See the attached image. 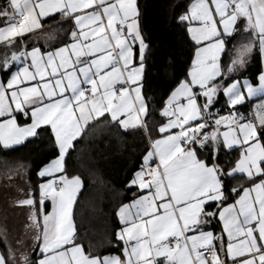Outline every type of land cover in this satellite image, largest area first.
I'll return each mask as SVG.
<instances>
[{
  "label": "snow or ice",
  "instance_id": "obj_1",
  "mask_svg": "<svg viewBox=\"0 0 264 264\" xmlns=\"http://www.w3.org/2000/svg\"><path fill=\"white\" fill-rule=\"evenodd\" d=\"M173 11L188 59L150 122L139 0H0V153L42 136L52 146L15 202L30 211L31 243L0 264H264V0ZM99 125L146 141L103 248L74 220L85 181L71 167Z\"/></svg>",
  "mask_w": 264,
  "mask_h": 264
},
{
  "label": "trees",
  "instance_id": "obj_2",
  "mask_svg": "<svg viewBox=\"0 0 264 264\" xmlns=\"http://www.w3.org/2000/svg\"><path fill=\"white\" fill-rule=\"evenodd\" d=\"M186 0H139L143 12V27L150 36L153 53L149 57L145 93L150 98V111L155 114L150 122L159 119L158 109L166 98L178 72L188 59V46L181 28L173 21V6ZM183 11V9H181ZM52 23V21H48ZM54 43V41H51ZM258 60L250 63L246 75L251 78L258 74ZM183 79V76L179 77ZM247 111V107L243 108ZM145 139L140 133H126L114 126L99 125L89 129L84 140L78 145L83 163L76 161L71 167L82 174L85 184L74 207V220L81 229L85 244L91 242L102 248L107 247L108 234L115 228L114 211L125 199L124 182L130 173L138 168ZM52 146L46 137L32 140L11 154L0 153V170L11 172L19 165H26L28 183L35 184L37 165L50 158ZM90 161H94L92 166ZM1 241V240H0ZM3 250L5 244L1 241Z\"/></svg>",
  "mask_w": 264,
  "mask_h": 264
},
{
  "label": "crops",
  "instance_id": "obj_3",
  "mask_svg": "<svg viewBox=\"0 0 264 264\" xmlns=\"http://www.w3.org/2000/svg\"><path fill=\"white\" fill-rule=\"evenodd\" d=\"M38 43L40 45H44L45 38L39 39ZM49 43H51V41H49ZM260 99V97L253 98L247 106V111L251 107V105L258 103ZM29 186L30 185L28 184L25 189H27ZM5 191L7 193L8 189L0 191V240L5 244L7 250L9 246L17 247L19 242H23L26 244L27 240L32 237L33 229L30 227L31 222L29 220V209L26 207H19L16 204L12 203V201H10L8 198V193L6 194ZM3 192L6 196L5 199L2 198L4 195ZM15 192L17 191L15 189H12V193ZM50 209L51 205L49 204V210ZM16 225H21V228H19L18 230V227H16ZM1 241L0 252H4L1 246Z\"/></svg>",
  "mask_w": 264,
  "mask_h": 264
},
{
  "label": "rangeland",
  "instance_id": "obj_4",
  "mask_svg": "<svg viewBox=\"0 0 264 264\" xmlns=\"http://www.w3.org/2000/svg\"><path fill=\"white\" fill-rule=\"evenodd\" d=\"M28 184L29 183H28V178H27V168H24L22 171H19V174L17 173L16 169L11 172L9 171L7 173L2 172L0 170V191L8 189L7 191L8 196H9L8 198L10 201H12V203L16 204L15 203L16 201L23 198L22 190H25ZM12 189H15L17 192L12 193ZM5 193L2 197L4 199L6 197ZM16 227H18V230H19V228H21V225H16ZM31 240H32V237L29 240H27L26 244L30 245Z\"/></svg>",
  "mask_w": 264,
  "mask_h": 264
},
{
  "label": "built area",
  "instance_id": "obj_5",
  "mask_svg": "<svg viewBox=\"0 0 264 264\" xmlns=\"http://www.w3.org/2000/svg\"><path fill=\"white\" fill-rule=\"evenodd\" d=\"M241 111H243V112H247V111H245L243 108L241 109Z\"/></svg>",
  "mask_w": 264,
  "mask_h": 264
}]
</instances>
